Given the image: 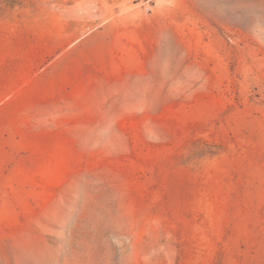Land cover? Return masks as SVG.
<instances>
[{"label": "rangeland", "instance_id": "rangeland-1", "mask_svg": "<svg viewBox=\"0 0 264 264\" xmlns=\"http://www.w3.org/2000/svg\"><path fill=\"white\" fill-rule=\"evenodd\" d=\"M0 264H264V0H0Z\"/></svg>", "mask_w": 264, "mask_h": 264}]
</instances>
